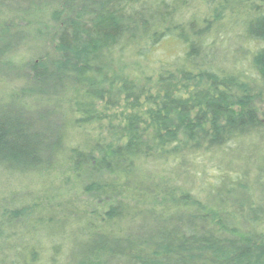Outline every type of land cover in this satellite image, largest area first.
Listing matches in <instances>:
<instances>
[{"label": "trees", "instance_id": "16d2710c", "mask_svg": "<svg viewBox=\"0 0 264 264\" xmlns=\"http://www.w3.org/2000/svg\"><path fill=\"white\" fill-rule=\"evenodd\" d=\"M189 4L0 0V264H264L248 179L196 193L181 177L264 131V0H207L181 22ZM240 18L251 75L202 51ZM167 40L182 57L140 64Z\"/></svg>", "mask_w": 264, "mask_h": 264}, {"label": "rangeland", "instance_id": "374dc122", "mask_svg": "<svg viewBox=\"0 0 264 264\" xmlns=\"http://www.w3.org/2000/svg\"><path fill=\"white\" fill-rule=\"evenodd\" d=\"M187 1H190L188 7L190 9V13H186L184 17L182 16L183 18L181 19V22H188L195 14H198V16L200 17L207 16V14H204L207 0ZM168 3H171V0H168ZM210 20H212V18ZM232 21L230 19H226L225 21L221 22V24L216 27L218 28L217 32L213 33V35L208 38L207 44L202 49V51L206 52L208 56V58H206V61L210 58H213L220 61V63L218 64L223 68L231 67V69H237L240 72L244 71L245 74L247 72L251 75L250 72H252V68L250 57L251 53L257 48V44H249L247 41L245 43V41L243 40L241 36L242 31H240V29L243 28L241 24L242 18ZM194 29L197 30L196 28ZM182 51L183 47L181 45L176 42H170L169 40H167L152 47L150 50L151 54L149 58H147L148 60H143L145 62H142V60H140V64H144L147 69L161 67L163 65L168 66L176 59L182 57ZM132 70L135 71L137 69L135 68ZM141 70L142 69H139L137 71L138 75H146L141 73ZM146 73L147 75H149L147 71ZM149 73L150 75L154 74L151 71H149ZM141 76L140 78H142ZM156 78V76H153V82L156 81ZM139 81L147 86L150 83V80L149 82L143 81L142 79H140ZM16 84H19V82L17 81ZM8 85L0 80V101H5L10 97L12 88ZM260 107L261 110H264V103L260 104ZM256 134L257 135L243 138V140L228 145L218 154L212 153V155H209L206 158H200L199 156H197L196 158H194V160H196V164H198V168L196 169L195 173L193 168H190L188 172H184L181 177L184 179L187 175L189 177H194L195 175L194 179L190 180L189 178H186L185 180L192 188H194L193 184L196 181V185L194 188V191L196 193L201 191L203 189L202 187H204L206 184L207 186L213 184L214 186H216V184H218L219 182V184H223V181H234L235 179L238 180V178L241 177L244 179H248L249 185H247V187L249 186L251 188L253 194L261 198L263 197L264 199V190H259L257 188L259 184L256 182V177L259 174V170L264 169V131L258 132ZM213 155L215 156V161L217 160L218 162L219 160L220 162L221 160H223L225 164L230 166L225 167L215 163L214 157H212ZM157 165L158 164L155 163L150 164L148 169L159 171L160 166ZM239 170H244V174L246 177H243L239 173ZM185 180L179 183L180 185H183V188L188 187V185L184 183ZM175 183H178V181L174 182L173 184ZM198 184H200V186ZM18 185L19 184L15 180L11 181L9 184L10 188L13 189H17ZM178 188L181 187L178 186ZM63 192H65V190H62V193ZM261 227H264V222L261 223ZM26 240H28V238H26ZM2 255H5V253H2ZM15 259H17V256H15Z\"/></svg>", "mask_w": 264, "mask_h": 264}]
</instances>
